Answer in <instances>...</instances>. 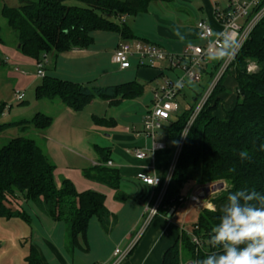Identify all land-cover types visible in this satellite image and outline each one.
Returning a JSON list of instances; mask_svg holds the SVG:
<instances>
[{
	"label": "trees",
	"instance_id": "obj_1",
	"mask_svg": "<svg viewBox=\"0 0 264 264\" xmlns=\"http://www.w3.org/2000/svg\"><path fill=\"white\" fill-rule=\"evenodd\" d=\"M81 4H69L68 0H21L18 7L3 6L0 14L12 30L19 50L45 64L50 54L60 55L74 48L87 49L94 43L95 31L121 34L124 39L134 38L126 22L116 17L135 16L146 12L151 2H172L174 0H76ZM112 15V18L105 16ZM5 43L0 27V45ZM19 45H21L19 47ZM224 59L213 60L204 69L211 82ZM0 55V65L5 64ZM254 64L255 72L248 66ZM235 66V67H234ZM235 69L231 72L232 69ZM228 82L236 88V101L230 108L224 107V96ZM144 93V85L137 80L119 85L97 86L56 76L43 77L36 86L38 100L59 99L74 111H81L95 98L119 104L126 99H135ZM203 93L193 97L191 109L183 110L170 121L169 138L177 145L190 119L196 101ZM6 104L0 105V113ZM222 109V112H220ZM115 124L103 117H94ZM54 122L52 116L36 113L30 119L0 124V131L9 127L22 130L31 127L45 130ZM264 18L258 23L251 37L242 47L233 65L227 69L214 87L206 104L194 120L182 146L171 181L158 212L168 214L175 207L183 206L186 198L183 189L191 180L204 187L218 182L227 183V188L215 194L210 202L217 211L207 208L199 211L198 220L192 225L191 233L199 237L201 246L192 240V234L182 231L174 244L163 255L162 264H182L186 259H203L212 249L207 243L211 230L219 223V209L227 202L229 192L246 189L264 193ZM105 148L98 147L99 163L85 169L84 175L106 184L120 194L118 170L107 165L110 160ZM246 150L250 161H241L238 153ZM234 169V170H233ZM56 166L43 148L34 139L24 136L12 138L0 148V218L15 217L29 221L25 207L13 211L9 204L17 201L20 194L25 200L38 207L56 222H64L70 236V247L82 239L87 243L88 228L92 218H98L102 225L109 223L111 214L105 205V196L97 191L78 192L74 183L62 178L60 185L55 175ZM158 214V215H159ZM175 214V213H174ZM173 214V215H174ZM132 252V251H131ZM186 260V261H185ZM27 264H44L38 249L30 244Z\"/></svg>",
	"mask_w": 264,
	"mask_h": 264
},
{
	"label": "rangeland",
	"instance_id": "obj_2",
	"mask_svg": "<svg viewBox=\"0 0 264 264\" xmlns=\"http://www.w3.org/2000/svg\"><path fill=\"white\" fill-rule=\"evenodd\" d=\"M20 3L21 0H0V9L3 6L18 7ZM68 3L81 4L76 0H68ZM225 4L227 5V0L219 2V6L222 9L226 6ZM201 5L200 0L157 1L152 3L149 13L139 14L138 16H126V23L139 36H143L142 34L157 36L160 29L174 32V30H178L179 28H187L196 24L204 15L200 8ZM105 16L112 18V15L109 14ZM0 27L2 29V36L5 39V43L0 45V55L6 62L0 65V105L6 104L3 113H0V124L30 119L38 112L54 118L53 125L45 130L31 127L24 131L20 127L15 126L0 131V148L12 138L18 136L34 139L56 166L55 175L59 181V179L61 180L70 172L79 173V167L82 163L85 164V159L90 160L93 156H99L98 147L103 148L104 146L111 145V138L108 137L110 134L119 130L122 131V129L127 127L131 130L134 125H141V119L149 104V83H145V93L138 98L127 99L117 105L110 104L109 100L95 98L81 111L71 110L61 103L59 99L38 100L36 98V85L40 84L43 78L36 79L37 63L33 64L31 60H26L29 56L23 54L17 48L14 34L1 14ZM92 35L94 36V43L89 48L96 53L90 59H88L90 57L89 54L81 56V58L88 59L83 61V63H86V66L81 67L82 70L78 72L79 75H76V77H69L72 78L71 80L76 82L84 80L85 84L90 88L116 85L133 80L143 82L144 79L138 76L134 65L128 69L121 70L117 64L112 62V55L120 41L118 33L95 31ZM52 55L48 57L47 61L44 60L46 75L50 77L57 76L53 68L55 67V58ZM133 58L130 60L132 64L138 59L137 57H135V60ZM66 61L67 64L65 60L60 61L59 67H76L71 63V60ZM155 66H158V64ZM206 68L208 69L209 67ZM22 70L26 72V75L22 74ZM234 70L233 68L231 72ZM256 70L257 67L254 64L248 66L249 72H255ZM181 73L182 71L178 70L176 75ZM165 76L174 78L175 74L172 75L169 71H166ZM210 84L211 80L207 73H203L202 79L199 82L191 81L189 83L188 81L186 87L178 97L180 104L179 113L186 108L188 103L190 104L193 101V97L196 94L205 93ZM17 91L24 93L23 101L16 98ZM235 101L236 88L233 83L228 82L227 93L224 96V107H232ZM220 112H222V109ZM93 115L106 118L110 121H112L111 118L117 119L120 129L114 130L115 127L111 123L106 124L107 121L103 122V120L101 121L102 123L95 124ZM104 150L107 152L106 148ZM110 154L109 156L112 157ZM219 183L208 184L206 186L210 187ZM58 184L60 185V183ZM224 185L223 189L217 188L215 192L210 190V193H207L204 199L199 200L202 203L199 206V203H196V201L192 202L193 198L196 197V193L191 197L192 201H190V195L194 192L196 181L191 180L186 184L183 189L186 201L184 206L178 209L176 213L177 219H179L178 221L183 226L182 228L185 232L192 234V225L198 220V211L207 208L206 205L211 204L210 199L227 188V183H224ZM21 198L23 197L21 196ZM21 203L23 205V201ZM29 205L32 207H29V210L25 205L23 207L32 215L30 223L26 222L23 218V220L16 217L9 220L0 218V234L8 235L9 238V241L5 239L0 241V263L27 264L24 261V256L29 252L30 244L35 242L41 244L43 240L42 236L46 234L50 235V230L47 231V228H49L48 223H51V225L54 223L52 226L58 225L57 238L63 242V248L66 250L75 248L70 247V236L64 222L55 223L53 222L54 220L44 214L38 207L31 203ZM188 213L190 214L187 215ZM90 224V240L91 242L94 240L93 249L91 252H81V257L77 254L78 258L76 259L94 264V260L99 258V255L103 257L108 242L107 238L104 237V233L99 231L101 230V223L98 218H92ZM4 229H6L7 234L3 232ZM58 242L60 243V241ZM81 244L84 248L87 247L83 240ZM95 244L97 247H94ZM99 246H102L101 250ZM117 248L124 249L123 246H118ZM186 260L182 264H191L189 259Z\"/></svg>",
	"mask_w": 264,
	"mask_h": 264
},
{
	"label": "crops",
	"instance_id": "obj_3",
	"mask_svg": "<svg viewBox=\"0 0 264 264\" xmlns=\"http://www.w3.org/2000/svg\"><path fill=\"white\" fill-rule=\"evenodd\" d=\"M200 2L202 3L200 8L201 11H203L204 15L199 20L202 19L207 20L216 30H219L220 26L218 25V23L214 18L213 10L215 4L221 8V6H219V2H222V0H200ZM152 3L153 2L150 3L148 10L146 12L140 14L149 13ZM128 16L129 15H127V17ZM131 30L134 34V38L124 39L121 36V34L118 33L120 36L119 43L124 41L133 42L135 40H140L144 43L159 45L162 48H164L165 51L174 55L181 54L188 47L200 43L196 24L187 28L182 27L178 29L179 32L184 36L183 41L178 36H176L173 31L160 29L159 34L157 36L154 35L149 36L146 34H142L143 36H139L133 31L132 28ZM119 43L117 44L116 48L118 47ZM95 53L96 52L94 50H91L90 48L87 49L74 48L60 55L50 54L55 58V67L53 68L57 75L56 77L65 80L72 79L69 77H76V75H79L78 72L82 70L81 67H83L84 65L86 66V63H83V61H85L87 58L86 59L83 57L81 58V56L89 54L90 57H88V59H90L91 56L95 55ZM133 57L131 58H133L134 60L136 59L135 57H137L138 59H136L133 64L131 62V67L132 65H134L137 69L138 76L144 79L143 82L138 81L144 85V93L146 90L145 83H149V89H150V93H149L150 96L148 101L149 104L147 105L144 115L141 119L140 126L134 125L131 130L127 127L122 129V131L119 130L113 132V134H110L108 136L111 138L110 140L111 145H107L103 147V148H107L108 151H110L111 153L110 155L113 157V158L110 157L109 160L112 162V164L109 165L107 163V165L118 170V173L120 175V181H119L120 198L116 197V190L114 188L106 184H103L101 182H98L96 180L90 179L84 175L83 171L85 169H88L90 165L94 166L99 163L100 158L97 155L93 156L90 160L85 159L86 160L85 164L82 163V165L79 167L80 169L79 173L70 172L67 176L63 177L71 180L74 183L78 192L93 190L105 196V205L109 210L111 217L107 225L104 226L100 224L101 230L99 231L104 233L105 235L104 237L107 238L108 243L106 244L107 247L105 248L103 257L99 255V258H96V260H94L93 262L94 264H110L114 258L113 254L115 248H117L118 246H123L124 249H127L129 247V245L131 244L132 240L135 237L136 232L138 231L142 223L144 206L154 196V188L141 181L138 178V174L142 171H145L149 173H156L160 176L165 177L170 170L176 148L175 143L169 138L168 135V127L170 121L164 123L162 127L157 130L155 139L153 140L152 137H150L144 129L143 119L148 109L151 107L153 89L161 84L162 79L164 77H167L165 76L166 71H169L172 75L175 74L176 77V73L178 72V69L177 70L171 69L170 63L167 60L159 61L154 65H150L146 61L142 62V60L137 55H134ZM27 58L28 59L26 60H31L33 64L37 63L35 59L31 57H27ZM62 60H65L66 64H67L66 60H71V63L76 67L74 66L59 67L60 61ZM156 64H158V66H155ZM21 72L23 75H26L25 71L22 70ZM45 75H46V71H45ZM37 78L39 79L40 77L37 76V71H36V79ZM77 79H81V78H77ZM78 82L83 84L86 83L84 80ZM93 116L95 117L96 115ZM111 119L115 121V124L112 125L115 127L114 130L120 129L118 127L119 126L118 120L115 118H111ZM155 145L157 146L155 147ZM138 149H147L149 151L148 156L144 159H138L135 155ZM60 181H61L60 179L59 181L57 180L58 183H60ZM199 188L200 186L196 185L194 192L190 195V201H192L191 197L195 195V193ZM22 201H23V205H25L28 208V210L29 207L32 208L31 205H29L30 203L27 202L25 198H21L20 194L17 197V201L13 202L12 204H9V207H11L13 211L21 210L23 207L21 203ZM171 209H174L173 210V214L175 213L174 215L172 214L170 217H168V214L165 215L163 213H160L153 219L151 224L148 226L147 230L144 232L143 236L140 238L138 243L131 250L132 252L129 253V255L122 262V264H162L164 252L174 244L180 233L184 231V229L182 228L183 226L180 225L178 221L179 219H177V215H176L178 209H181V207L178 209L173 207ZM28 213L30 218L29 221L26 222L30 223L32 221L31 220L32 215L30 214L29 211ZM189 214L190 213H188L187 215ZM53 222L56 223V221ZM52 225L51 223H48L49 228H47V231L50 230V235L46 234L42 236L43 240L41 244L36 242L32 243L38 249L44 264H58V263L59 264H89L90 262H87L85 260L78 261L76 258H78V256L81 257L80 256L81 252L84 253L85 251L91 252L93 249L94 240L92 242L90 240L91 224L89 225L88 228L87 243L85 242L87 247L86 248L83 247V245L81 244L82 242L81 239V241H79V244L71 250L70 249L66 250L65 248H63V242H61V240H58L57 238L58 225H54V226ZM3 232L7 234L6 229H4ZM2 239L8 240L9 239L8 235L0 234V241ZM58 241H60V243ZM102 246H99L100 250L102 249ZM94 247H97V245L95 244ZM27 255L28 253L24 256L25 262ZM4 263L5 262H1L0 264H4Z\"/></svg>",
	"mask_w": 264,
	"mask_h": 264
},
{
	"label": "built area",
	"instance_id": "obj_4",
	"mask_svg": "<svg viewBox=\"0 0 264 264\" xmlns=\"http://www.w3.org/2000/svg\"><path fill=\"white\" fill-rule=\"evenodd\" d=\"M213 15L220 26V29L216 30L207 20H199L196 23V28L198 30L200 43L188 47L181 54H170L159 45L144 43L140 40H135L133 42H120L113 53L112 62L117 64L121 70L130 68L131 57L137 55L142 62L146 61L150 65H154L159 61L167 60L170 63L171 69L182 71L181 74L176 75L174 78L164 77L161 84L153 89L151 107L148 109L143 119V125L147 134L154 140L157 130L160 129L164 123L177 117L176 115L180 110L178 97L186 87L187 82L201 81L204 69L213 63V60L208 58V50L209 48H215L216 45L220 43L221 36H217L216 34L234 37L238 41V47L236 48L234 55L230 59L223 60L220 69L209 88L196 101L190 119L176 145L168 174L165 177L145 171L138 174V178L141 181L154 188V196L144 206L142 223L131 244L127 249L116 248L113 254L114 258L110 264H122L143 236L153 219L159 214V206L163 201L166 190L171 181L184 140L194 120L210 97L217 82L225 74L227 69L233 65L242 47L251 37L258 23L264 18V0H227V5L223 9L217 5L214 6ZM126 16L127 15L118 16L116 17V20L124 23L126 22ZM201 32H205L207 38L202 39ZM37 76L40 78L45 76L43 63L37 62ZM177 81H183V86L176 87ZM16 98L23 101L24 93L17 91ZM189 109H191V104L188 103L184 110ZM156 146L157 145H155V147ZM148 152L147 149H138L135 155L138 159H144L148 156ZM108 164L111 165L112 162L109 161ZM210 187L206 186L198 189L193 201H196V203H199L198 205L201 206L202 203L199 200L204 199L207 193H210ZM192 240L198 247L201 246V241L198 236L192 234Z\"/></svg>",
	"mask_w": 264,
	"mask_h": 264
},
{
	"label": "clouds",
	"instance_id": "obj_5",
	"mask_svg": "<svg viewBox=\"0 0 264 264\" xmlns=\"http://www.w3.org/2000/svg\"><path fill=\"white\" fill-rule=\"evenodd\" d=\"M174 34L183 41L179 30H174ZM216 35L221 36V41L215 48H209L208 58L230 59L238 41L227 35ZM201 38H207L205 32H201ZM182 86L183 81L176 82V87ZM259 147L264 151V143ZM238 156L242 162L251 160L246 150L239 151ZM206 207L209 211H217L213 204ZM219 211V223L212 228L207 241L216 251L203 259L192 260L191 264H264V193L246 189L229 192L227 202Z\"/></svg>",
	"mask_w": 264,
	"mask_h": 264
},
{
	"label": "water",
	"instance_id": "obj_6",
	"mask_svg": "<svg viewBox=\"0 0 264 264\" xmlns=\"http://www.w3.org/2000/svg\"><path fill=\"white\" fill-rule=\"evenodd\" d=\"M21 45H19L20 47ZM224 182H220L218 185H213L210 187V190H212L213 192H215L217 190V188H220V189H223L224 188ZM173 210L174 209H171L168 213V217H170L172 214H173Z\"/></svg>",
	"mask_w": 264,
	"mask_h": 264
}]
</instances>
